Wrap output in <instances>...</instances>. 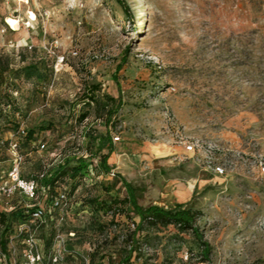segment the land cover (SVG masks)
Instances as JSON below:
<instances>
[{
	"label": "rangeland",
	"instance_id": "rangeland-1",
	"mask_svg": "<svg viewBox=\"0 0 264 264\" xmlns=\"http://www.w3.org/2000/svg\"><path fill=\"white\" fill-rule=\"evenodd\" d=\"M192 141L201 154H186ZM13 142L27 181L67 157L81 169L56 186L64 210L49 214L46 196L0 200L13 221L0 264L117 263L139 221L125 184L164 209L194 184L184 204L211 250L202 260L192 231L146 227L135 264H264V0H0L2 175ZM210 158L233 166L216 177ZM36 203L38 223L26 219ZM53 232L66 243L58 263Z\"/></svg>",
	"mask_w": 264,
	"mask_h": 264
},
{
	"label": "trees",
	"instance_id": "trees-1",
	"mask_svg": "<svg viewBox=\"0 0 264 264\" xmlns=\"http://www.w3.org/2000/svg\"><path fill=\"white\" fill-rule=\"evenodd\" d=\"M112 113L109 114V120L111 119ZM36 132L34 131H27L26 133V142L32 143L36 141L34 139ZM93 142L97 141V138H92ZM112 154V148L109 149V153L102 158L104 165H106L108 158ZM74 158L67 157L63 160L57 167L51 172H43L39 173L35 180L38 183L39 190H38V200L35 201L38 203L44 196L50 200V204L52 199L57 195H54V191L56 189L57 184L62 181L66 176L73 171L75 174H78L80 169L79 167L71 168V164L74 162ZM84 162L82 159H78L77 163ZM44 174L43 178H40V175ZM2 174H0L1 178ZM49 188L47 192L45 190ZM125 189L127 191L128 197L121 201V204L126 205L130 204L133 209V216L139 219L138 223L136 224L134 232L131 234V242L132 246L126 255H122V257L117 261V263L113 264H135L133 262L134 256L138 260L140 259V241L136 239L137 235L144 232L146 227H161V228H169L175 227L178 231L187 232L192 231L196 238L200 241L202 246L201 251V258L202 260H209L210 256V247L207 242L204 241L203 234H200L196 227V220L197 214L191 209L188 208L185 204H178L173 209H164L158 206H149V207H142L138 204L137 199L133 196V191L130 185L125 184ZM69 197V196H68ZM70 199V198H69ZM71 201V199H70ZM37 203L35 204L37 206ZM70 205V202H69ZM28 213V211H27ZM125 214V213H123ZM47 216V215H46ZM45 216V217H46ZM29 220V214L26 218ZM49 219V217H48ZM51 220V219H50ZM49 221V220H48ZM13 221L9 220V215L5 212L0 213V227L4 228L2 232V239L0 241V246L3 251H7L8 242H10V237L12 233V226ZM55 238V232L52 233L51 239L46 240V247L48 250L52 248L53 241ZM96 254L91 255V262L90 264H95L94 258ZM110 262V260H109ZM84 264V263H83ZM112 264V263H111ZM142 264H148L144 262Z\"/></svg>",
	"mask_w": 264,
	"mask_h": 264
},
{
	"label": "built area",
	"instance_id": "built-area-1",
	"mask_svg": "<svg viewBox=\"0 0 264 264\" xmlns=\"http://www.w3.org/2000/svg\"><path fill=\"white\" fill-rule=\"evenodd\" d=\"M21 135L26 136L25 130H22ZM120 137H114V142H120ZM186 149V154H201L202 150L200 148L199 141H192V142H180ZM42 148L45 146L42 145ZM12 155L14 156V164L12 169L8 172L7 175H2L0 178V200L1 199H10L13 198L15 195H21L28 201L34 202L38 200V190L39 186L38 183L35 180L27 181L22 178L21 175V165H22V157L18 153L19 145L17 142H13L10 144ZM210 153V151H208ZM226 158V157H225ZM209 168L212 170V173L216 177H224L227 175V170L232 167V163H227L225 160L221 163H216V161L212 160L210 158V161L208 162ZM261 173H264V167L260 165ZM112 177L115 176L114 173L111 174ZM44 174L40 175V178H43ZM49 188L45 190L47 192ZM70 199L68 197V194L63 189H60L57 192V195L52 199L51 205H50V211L49 214H52L55 210H64L69 207ZM31 210V207L29 208L30 211H28L29 214V220L34 223L41 222L43 218L46 216V209L42 206H36L34 205ZM24 230L20 229V234H22ZM12 243V240L10 241ZM66 246L65 239L62 235L57 234L55 237V244L53 247L54 253H56L53 257L54 263H58L61 261V249H64ZM57 248L59 249L57 251ZM1 256L4 257L5 255L1 254ZM35 263V258L32 259ZM188 260V256L186 258Z\"/></svg>",
	"mask_w": 264,
	"mask_h": 264
},
{
	"label": "bare ground",
	"instance_id": "bare-ground-1",
	"mask_svg": "<svg viewBox=\"0 0 264 264\" xmlns=\"http://www.w3.org/2000/svg\"><path fill=\"white\" fill-rule=\"evenodd\" d=\"M16 1L23 2L24 0H16ZM31 17H32V19H34V14L31 13ZM10 24L13 26L14 29L18 28L17 22L10 21ZM193 189H194V184H190L184 192L177 191L175 194V197H177V199H179L181 201H184L188 196H190Z\"/></svg>",
	"mask_w": 264,
	"mask_h": 264
},
{
	"label": "crops",
	"instance_id": "crops-1",
	"mask_svg": "<svg viewBox=\"0 0 264 264\" xmlns=\"http://www.w3.org/2000/svg\"><path fill=\"white\" fill-rule=\"evenodd\" d=\"M180 191H181V192H184V190H180ZM192 193H193V191H192ZM192 193H191L190 196H188L187 199H185L184 201H181V200L177 199V197H175V198L177 199V204H176V203H175V204L178 205V204H184V203H186V201L189 200V199L191 198ZM176 205H173V206L170 207L169 209H173V208H175Z\"/></svg>",
	"mask_w": 264,
	"mask_h": 264
}]
</instances>
